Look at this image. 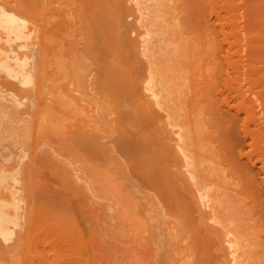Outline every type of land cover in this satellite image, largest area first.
<instances>
[{"label": "bare ground", "instance_id": "1", "mask_svg": "<svg viewBox=\"0 0 264 264\" xmlns=\"http://www.w3.org/2000/svg\"><path fill=\"white\" fill-rule=\"evenodd\" d=\"M127 1L0 0V164L21 159L0 165V264H30L42 228L76 245L57 264H264V178L218 88L235 71L225 90L264 172V0L221 1V41L209 0Z\"/></svg>", "mask_w": 264, "mask_h": 264}, {"label": "rangeland", "instance_id": "2", "mask_svg": "<svg viewBox=\"0 0 264 264\" xmlns=\"http://www.w3.org/2000/svg\"><path fill=\"white\" fill-rule=\"evenodd\" d=\"M221 1L223 2V0H216V1H214V0H209V2H208V0H207L208 4H209L210 6L205 4L206 6H209V7L206 8L205 5H204V9H205V10L207 9V10L204 12V13H205L204 18H207L209 21H208L207 19H206V20H207L209 23H210V21H211L210 25L213 23V24L211 25L212 27L215 25V26H214L215 28L213 27L214 30H216V28H217V30H216V32H217L216 34H217V35H215V37H217L218 35H219V36H220V35L222 36V34H220V33L218 32V28L220 29V27H221V26H220V24H221L220 22H221V21H224V24H223V22H222V24H223L222 27L224 28V29H223V30H224L223 32H226V33H227V31L230 32V31H229L230 28H228L229 24L226 23V21H227L228 19H227V17H226L225 15H223L224 13H226V9L224 10V3H222ZM127 2H128V4H129V0H128ZM207 2L205 1V3H207ZM213 2H215V3H213ZM216 2H217V3H216ZM131 3H132V1H131ZM212 4H213V5H212ZM218 4H219V5H218ZM222 4H223V8H222ZM220 5H221V6H220ZM210 7H214V9H213V8H212V9L215 10L214 12L218 13V15L215 14V13L213 12L212 9H209ZM219 7H220V8H219ZM217 8H218V9H221V10L219 11ZM206 12H208V13H206ZM209 12H210V13L212 12V13L209 15ZM204 13H203V14H204ZM219 13H221V14H219ZM222 13H223V14H222ZM136 15H137V14H135V13H134V15H132V16L129 15V18L127 17L126 19H127L128 21H130V19H133V16L136 17ZM214 15H215V16L217 15V17L220 16L221 19H222L223 16H225V17H226V20H224L225 18H224L223 20H221V19L215 17ZM240 18H241V17H240ZM135 19H136V18H135ZM133 20H134V19H133ZM133 20H132L131 22H133ZM212 20H213V21H212ZM239 20L241 21L242 18L239 19ZM135 21H137V20H134V22H135ZM214 21H215V22H214ZM217 21H218V22L220 21V22H219L220 24H219ZM208 22H207V23H208ZM135 23H136V22H135ZM137 25H138V24H137ZM216 25H217V27H216ZM226 25H227V26H226ZM219 26H220V27H219ZM225 26H226L227 28H225ZM222 27H221V29H222ZM140 29H141V28H139V31H142V30H143V29H141V30H140ZM225 29H226V30H225ZM227 29H228V30H227ZM220 31H221V30H220ZM131 33H132V32H131ZM221 33H222V32H221ZM132 34H134V31H133ZM132 34H131V36H132ZM214 34H215V33H214ZM227 34H228V33H227ZM224 35H225V34H224ZM228 35H230V34H228ZM133 36H134V35H133ZM219 36H218V37H219ZM221 36H220V37H221ZM230 36H231V35H230ZM230 36H222V37H223V38H225V37L229 38ZM139 37H140V36H139ZM139 37H138V39L141 38V37H140V38H139ZM220 37H219V38H216V39H219V40H220ZM222 37H221V39H222ZM230 38H231V37H230ZM230 38H229V39H230ZM30 40H31V39H30ZM32 41H33V40H31L30 43H28L29 41H27V43L30 44V47H31V48L33 47L32 45H33L34 43L36 44V42H34V43L32 44ZM220 41H221V40H220ZM0 42H2V41H0ZM218 42H219V41H218ZM13 43H15V44H13L12 49H14V48L17 47V49H18V50L16 49V50H17V51H16V54H17V55H19V54H18V51H19V50L21 51V53H23V51L26 50L24 47H23V48L18 47V44H16L17 42H13ZM27 43H26V44H27ZM225 44H226V43H225ZM225 44H224V43L222 44V42H221V45H220V46H221L222 48L219 47V49L222 50L223 47L225 46ZM222 45H223V46H222ZM0 46H2V47H3V46L6 47L7 45H6V46L3 45V42H2V45L0 44ZM27 46L29 47V45H27ZM28 47H26V48H28ZM34 47H35V46H34ZM34 47H33V48H34ZM37 47H38V46H37ZM6 48H7V47H6ZM10 48H11V46H10ZM225 48H226V49H223L222 51H220V52H222L221 55L223 56L224 54H227V53H228L227 55H230L231 53H229V49H227V45H226ZM12 49H11L10 51H13ZM21 49H22V50H21ZM36 49H37V48H36ZM36 49H32V50L30 49V50H29V48H28L27 50L30 51V52L32 53L33 50H34V52H36V51H37ZM35 50H36V51H35ZM224 50H225V51H224ZM226 50H228V52H226ZM10 51H9V53L12 54L13 52H10ZM14 51H15V49H14ZM25 52H26V51H25ZM25 52H24V55H25ZM217 52H218V51H217ZM31 53H30V54H31ZM218 53H219V52H218ZM27 54H29V53H27ZM21 55L23 56V54H21ZM219 55H220V53H219ZM221 55H220V58H221ZM232 55H233V53H232ZM225 56H226V55H225ZM227 57H228V56H227ZM231 57H232V56H231ZM233 57H234V55H233ZM229 58H230V57H229ZM229 58H228V60H227V58H226V60H227L228 62H222V60H223L224 58H221V63L223 64V65H221V67H222V66L227 67V66L225 65V63H228L229 65L231 64V62L229 63ZM238 58L241 59L240 57H238ZM231 59H237L236 54H235V58H231ZM223 61H224V60H223ZM230 61H231V60H230ZM224 67H222V71H224V69H225ZM229 67H230V69H229V68H227V69H228V70H232V69H231V65H230ZM223 68H224V69H223ZM226 72H228V71H226ZM230 72H231V73L228 74V73H225V71H224V72H222V75H223V73H224L225 76H227V74H228V77H230V75L232 74L233 70L230 71ZM234 72H235V71H234ZM234 72H233V74H234ZM0 73H1V72H0ZM233 74H232V75H233ZM0 75L2 76V74H0ZM224 75H223V76H224ZM232 75H231V76H232ZM223 76H222V77H223ZM225 76H224L223 78H224L225 81H226V80H227V77L225 78ZM2 77H3V76H2ZM222 77H220V79H221ZM233 77H234V76H232V78H233ZM230 78H231V77H230ZM228 80H229V78H228ZM219 81H220V80H219ZM225 81L221 79L220 82L222 83V85L219 83V84H218V88L220 87V89H222V91H220V89H219V91L221 92V94H222V93H223V94L226 93V96L222 94V98H223V96H225V99H227V104H226V101H225V100H224V101H225V103H224V101H223L224 98H223L222 100L220 99L219 101H222V102H223L224 104H226V105L230 104V106H227V110H228L229 113L231 112L230 114H233V113H234V115H232V118H233V119H231V121L233 120V123H235V125L238 123V124L236 125V127H237L238 125H239V126L242 125V130H243V127H244L245 125L243 126L242 123L245 122L246 120L244 119V120L242 121V119L244 118L245 115H243V114H244L243 111L241 112V108H239L240 110L238 109V112L235 111V109H234L235 106H234V108H233V104H232V103H234V105H236L237 102L240 101V100H237L236 98H239V99H240V97H237V96H236V93H235V91H234L235 89H232L231 87H229V88L232 89V90H230V93H229V90H228V91L225 90V86H224V85H225ZM13 82H14V81H13ZM223 82H224V83H223ZM230 82H231V81H230ZM230 82H226V83L229 84ZM234 83H235V82L232 80L231 85L233 84V88H235L234 86L237 85V84H234ZM228 86H230V85H228ZM228 86H227V88H228ZM218 88H217V90H218ZM223 88H224V89H223ZM227 88H226V89H227ZM229 88H228V89H229ZM219 91H217V92L215 93V95L218 94V93H220ZM224 91H225V93H224ZM227 93H228V94H227ZM234 93H235V95H234ZM221 94H218V95L221 96ZM235 96H236V97H235ZM218 98H220V97H218ZM234 98H235L237 101H236ZM222 102L219 103V104L224 108L225 105L223 106V103H222ZM228 102H230V103H228ZM235 102H236V104H235ZM221 106H220V107H221ZM237 106H238V105H237ZM228 107H230V108L228 109ZM223 108H221V109H223ZM256 108H257V109H256ZM256 108H255V109H256V110H255L256 113H257V110H259L258 113L261 115L260 112H262V111H261V109L259 108V106H257ZM224 109H225V110H224ZM224 109H223V110L225 111V113H224V111L220 110L221 115L226 114V111H227V110H226V108H224ZM230 110H231V111H230ZM236 110H237V109H236ZM242 110H243V109H242ZM222 112H223V113H222ZM228 112H227V113H228ZM262 113H263V112H262ZM230 114H229V115H230ZM259 114H257L256 116H258ZM225 116H227V115H224V117H225ZM234 116H235V119L237 120V123H236V121H235V119H234ZM237 116H238V118H236ZM227 117H228V116H227ZM230 118H231V116H230ZM239 118H241V119H239ZM238 121H240L241 124H240ZM246 122H248V121H246ZM250 123H251V122H249V125H250ZM245 124H246V123H245ZM251 124H252V123H251ZM239 126L236 128V130H237L238 128H240V130H237L239 135H240V133H241L240 136L237 134L238 142H239V139H240V144H238L239 147L237 146L238 149H235V152L240 151L239 154H242L241 157L244 158V162H245V164H246V162H247V164L250 163V164L248 165L249 168L252 167L251 165L254 164V165H253V168H251V170H252V171L254 170V172H255V173H254V174H255V177H256L257 180L260 182V180H261L260 178H262V177L264 178V176H262V174H264V172H261V170H260V168H259L260 166H258V163L261 164V162H260L259 160L256 161L258 158L255 160V158H256V156H257V154H256L257 152H256V149H255L254 147L252 148L251 145H250V142H249L250 138H248V137H250V136H249L248 134H246V133L242 134L243 132H242V130H241V127H239ZM243 131H244V130H243ZM174 136H176V135L174 134ZM176 137H177V136H176ZM239 137H240V138H239ZM3 142H4V141H3ZM3 142L0 144V150H1V151H3V150L1 149V145H2V148L4 147V146H3ZM6 142H8V141H5V143H6ZM5 143H4V144H5ZM8 144H9V143H8ZM8 144H7L6 146H8ZM9 145H10V144H9ZM11 145H12V144H11ZM11 145H10V146H11ZM6 146H5L4 148H6ZM12 147H13V146H11V150H12ZM16 147H17V146H15V148H16ZM13 148H14V147H13ZM8 149H9V151L11 152L10 147H8ZM16 149H17V148H16ZM17 150H19V147H18ZM236 150H237V151H236ZM253 150H254L256 153H255ZM1 151H0V152H1ZM5 151H8V150L4 149V152H5ZM9 151L7 152V155H8V156H9V154H10ZM257 151H258V150H257ZM4 152H3V153H4ZM14 152H15V151H14ZM241 152H243V153H241ZM249 152H250V153H249ZM252 152H253V154H252ZM8 153H9V154H8ZM16 153H17V151H16ZM244 153H245V155L248 154V155H249V158H247L248 155H246V157H245V156L243 155ZM5 154H6V152H5ZM11 154H13V153H11ZM236 154H238V153H236ZM254 154H255V155H254ZM1 155H3V154H1ZM7 155H6V157H7ZM13 155H15V153H14ZM13 155H12V158H10V159H9V157L7 158V159H9V160H7L6 157L4 156V157H5L4 159H6L7 161H6V160H3V161H5V162H3V161H2V162L5 163L4 166H6V164H7V165L10 164V165H8V166H11V164H14V163H15V164L13 165V168H12V170L14 171V167H15V168H16V167H19V166L16 165V163H17V162L20 163V162H21V159H20L19 154H17V156H19V157H17V156L15 155L16 158H14ZM10 157H11V156H10ZM2 158H3V156H2ZM11 159H12V160H11ZM13 159H15V160H13ZM18 159H20V160H18ZM247 159L249 160V163H248ZM252 159L254 160V162H253ZM10 160H11V162L9 163L8 161H10ZM245 160H246V161H245ZM251 160H252V161H251ZM250 161L253 162V163L251 164ZM255 161H256V162H255ZM0 162H1V159H0ZM7 162H8V163H7ZM3 163L0 164V165H3ZM18 163H17V164H18ZM247 164H246V165H247ZM15 165H16V166H15ZM246 165H245V166H246ZM246 167H247V166H246ZM6 168H7V166H6ZM9 168H11V167H9ZM257 169H258V170H257ZM8 170H9V169H8ZM12 170H11V171H12ZM15 170H16V169H15ZM256 170H257V171H256ZM9 171H10V170H9ZM42 172H43V171H41V173H42ZM256 172H257V173H256ZM46 173H47V172L45 171L44 174H46ZM44 174L42 173V175H44ZM38 175H40V174L38 173ZM38 175L36 174V176H38ZM44 176H45V177H44ZM44 176H43V178L49 177V179H50V176H46V175H44ZM35 178H36V177H35ZM37 178H38L37 181H39V177H37ZM40 178H42V177L40 176ZM43 178H42V179H43ZM53 178H54L53 180H51L52 178H51L50 180H51V181H54V183H50V182L48 183V180H49V179L46 178L45 181H44V180H43V181H44L45 183H46V182H47V183H46V184L43 183V184H45V185H49V184H50V186L53 185V186L51 187V189H53L54 187H55V189L58 188V187H57V186H58L57 184H59V188H61V187H60V183H59V181H57V180L55 179V177H53ZM47 179H48V180H47ZM55 180H56V181H55ZM10 181H11V180H10ZM34 181H35V179H34ZM57 182H58V183H57ZM11 183H12V181H11ZM41 183H42V182H41ZM14 184H15V182H14ZM17 184H18V183H16V185H15V186L17 187V188H16L15 186H13V183H12V186H13L14 189H16V190L18 189V186H19V184H18V186H17ZM55 185H56V186H55ZM43 186H44V185H43ZM50 186H49V187L46 186V187H48V189H49ZM262 187L264 188V182L262 183ZM41 188H42V187H41ZM41 188H39V189H41ZM36 189H37V187H36ZM55 189H53V191H54ZM57 190H59V189H57ZM57 190H56V191H57ZM60 190H61V189H60ZM45 191L47 192V190H45ZM56 191H55V193H56ZM49 192H50V190H48L47 193H49ZM60 192H61V191H60ZM263 192H264V189H263ZM42 193H43V191H42ZM44 193H45V192H44ZM47 193H46V194H47ZM51 193H53V192L51 191ZM49 194H50V193H49ZM49 194H48V195H49ZM263 194H264V193H263ZM44 195H45V194H44ZM4 196H5V195H4ZM45 197L47 198L48 196L45 195ZM72 199H73V200H72ZM72 199H70V202L73 201L74 203H76V206H75V204L72 202V203L74 204L75 208L73 207V204H71V205H72L71 208L76 209V210H74V211H75L74 214L77 213V211H78V210H77V207L79 208L78 213H80V212H81V211H80L81 208H80V205H78L79 202H78L76 199H74V198H72ZM74 200H76L78 203L75 202ZM201 205L204 206V204H201ZM203 206H202V208H203ZM204 208H205V207H204ZM204 208H203V209H204ZM44 211H45V213L48 212V211H46V210H44ZM72 212H73V210H72ZM78 213H77V214H78ZM63 214H64V213H63ZM63 214H62V215H63ZM81 214H82V213H81ZM42 216H43V215H42ZM45 216H47V215H45ZM73 216H74V215H73ZM82 216H84V215L82 214ZM76 218H81V219H82V217H80V214H79L78 217L75 216V219H76ZM83 218H84V217H83ZM41 219H42V217H41ZM43 219H44V218H43ZM45 219H47V222H49L48 224L51 223V225H52V220H51V221H48V220H49V219H48V216H47V218H45ZM81 219L78 220L80 223H81V221H82ZM84 219H85V218H84ZM37 221L40 222V220H37ZM37 221H36V222H37ZM78 221H76V222L79 223ZM84 221H85V220H84ZM86 221H87V219H86ZM41 222H43V221H41ZM41 222H40V223L37 222V224H34V227L37 226V225H39V227L42 228ZM87 222H88V221H87ZM53 224H54V223H53ZM82 224L85 225L86 222H83V221H82V223L79 224V226L81 225V227H82L81 229H82V231H83L84 228L87 227V224H86V226H84V225H82ZM44 225H46V223H45ZM51 225H50V226H51ZM88 225H89V222H88ZM58 226H59V225H58ZM39 227H38V230H40ZM55 227H56V226H55ZM73 227H74V226H73ZM9 228H11V227H9ZM35 228H36V227H35ZM44 229H47V228H44ZM50 229H51V228H50ZM50 229H48V231H49ZM59 229H60V228H59ZM85 229H86V228H85ZM10 230L12 231V234L14 233L13 235L16 234L14 229H10ZM18 230H19V229H18ZM18 230H17V231H18ZM34 230H35V229H34ZM73 230H74V234H75V229H73ZM76 230H77V229H76ZM44 231H45V230H44ZM84 231H85V230H84ZM38 232H39V231H38ZM40 232H41L40 236L42 235V238L44 239V242L42 241V238L39 236V234H38L39 237H38V236H37V237L35 236L36 233H34V231H32V233H34V234H33L34 237L31 236L32 239L29 238V237L27 238V240H29V241H30V240H35V241H36V240H40L39 242H37V243H40L39 245H38V244L35 245L34 242H32V244L34 243L33 245L31 244V245H32V248H33V247L35 248V246H36V248H35V249H37V250H35V252L37 253L36 255H37V256L40 255V256H39V257H36L35 254H32V255L30 256L29 252H26V251H28V248H27V250H26V246L28 247L29 244L25 245V247H24V249H23V251L25 252V257H26V258H29V260H30V258H31V261H32V262L29 261L30 264H40L39 262H41L42 264H57V263H55V262H56V259H55V256H56V255H55V254H57V253H58V254H57L58 257H59L60 255H64V256H62V257H65V258L67 257V256L65 255V253L67 254L68 251H65V247L67 248V245H68V244L65 245L66 243L64 242V243H65V244H64L62 239H61L62 243H60L61 241L59 240V239H60V236L63 235L62 233H60V232L58 233V234H62V235H60V236H58V235H54L53 233L56 232V229H55V231L53 230V232H52V231H49V232H50V233H49V232H46V231H45V233L42 234V232H43V228H42V230H41ZM40 232H39V233H40ZM51 232H52V234H51ZM57 232H58V231H57ZM32 233H31V234H32ZM76 233L78 234V232H76ZM56 234H57V233H56ZM77 234H75V235H77ZM50 235L52 236L53 241H54V242L56 241L55 243H52V245L55 244L54 246H52L54 249H53V248L51 247V245H50L51 242H53V241L50 239V237H49ZM55 236H56V237H55ZM57 236H58V237H57ZM64 236H65V234L63 235L62 238H64ZM66 237H67V236H66ZM8 238H10V237H8ZM11 238H12V237H11ZM14 238H15V236H14ZM57 238H58V240H55V239H57ZM64 239H65V238H64ZM226 239H227V238H226ZM1 240H2V239H1ZM1 240H0V242H1V243H0V245H1L0 247L3 248V245H2V244H3V242H2L3 240H2V241H1ZM6 240H8V239H6ZM6 240H5V241H6ZM48 240H50V241H48ZM68 240H69V237L67 238V243H69V245H68L69 247H68L67 249H70V245L73 243V241H72V242H69ZM8 241H11V240L9 239ZM8 241H7V244H6L5 246L9 245V244H8ZM13 241H14V239L12 238V241H11V242H13ZM70 241H71V240H70ZM79 241H80V240H79ZM225 241H226V240H225ZM225 241H224L223 243H226V242H227V241H226V242H225ZM27 242H28V241H27ZM42 242H43V243H42ZM49 242H50V244H49ZM5 243H6V242H4V244H5ZM9 243H10V242H9ZM29 243H31V242H29ZM59 243H60V244H59ZM10 244H11V243H10ZM41 244H42L43 246H42ZM61 244H63V246H62L63 248L60 247V249H58V250L61 251L62 254H60V252H57V250H56V252H54L55 249H57L56 247L59 248L58 245H61ZM91 244H92V243L89 242V246H88L89 248L92 246ZM227 244H228V242H227L225 245H227ZM31 245L29 246L30 248H31ZM34 245H35V246H34ZM40 245L42 246V249H40V248H41ZM72 245H73V244H72ZM72 245H71V246H72ZM74 245H75V244H74ZM74 245H73V247L76 246V245H75V246H74ZM5 246H4V247H5ZM55 246H56V247H55ZM227 246H229V245H227ZM97 247H98V246H95V245H94V249L98 250L99 247H98V248H97ZM38 248H39V250H38ZM61 248H62V250L64 249L63 252H62ZM76 248H77V247H76ZM78 248H79V246H78ZM80 249H81V248H80ZM80 249H79V250H80ZM94 249H93V250H94ZM227 249H230V248L227 247ZM29 250L31 251V249H29ZM51 250H52V251H51ZM70 250H72V247H71ZM70 250H69V252H70ZM74 250H75V248H74ZM77 250H78V249H76V251H77ZM79 250H78V251H79ZM81 250H82V249H81ZM90 250H92V249H90ZM96 250H94V253L96 252V253H97V256H93L94 253H92L91 251L88 252V254H89V253H92V257L89 256V257L91 258L92 261H93V259H94V261H97V260H95V259H97V258L99 259V258H100V257H98V254H99L100 252H102V251H101L100 249H99V251H96ZM33 251H34V249L32 250V252H33ZM37 251H38V252H37ZM32 252H31V253H32ZM40 252H41V253H40ZM53 252H54V253H53ZM71 252H72V251H71ZM73 252H74V251H73ZM79 252H80V251H79ZM98 252H99V253H98ZM229 252L231 253V249L229 250ZM39 253H40V254H39ZM43 253H44L45 256L43 255ZM52 253H53L54 255H52ZM77 253H78V252H77ZM96 253H95V254H96ZM50 254H51L52 256H51ZM59 254H60V255H59ZM69 254H70V253H69ZM75 254H76V252H75ZM26 255H27V256H26ZM67 255H68V254H67ZM89 255H90V254H89ZM228 255H229V254H228ZM230 255H231V254H230ZM42 256H44V257H42ZM53 256H54V258H52ZM70 256H71V255H70ZM73 256H74V255H73ZM99 256H100V255H99ZM40 257H41V258H40ZM56 257H57V256H56ZM74 257H76V256H74ZM94 257H95V258H94ZM96 257H97V258H96ZM229 257H230V256H229ZM54 259H55V262H53ZM62 259H63V258H62ZM62 259L60 258V261H61ZM66 259H68V258H66ZM66 259H65V261H66V262H69V261H67ZM69 259H70V258H69ZM71 259H72V258H71ZM74 259L76 260V258H73V259L71 260V262H72ZM42 260H43V261H42ZM25 261H28V260H25ZM58 261H59V260H58ZM58 261H57V262H58ZM63 261H64V260H63ZM63 261L59 262L58 264H62ZM92 261H91V262H92ZM102 261H103V260H102ZM75 262H76V261H75ZM75 262L73 261L74 264H75ZM99 262H101V261H99ZM69 263H70V262H69ZM77 263H78V262H77ZM77 263H76V264H77ZM93 263H95V262H92V264H93ZM22 264H23V263H22ZM26 264H28V263H26ZM63 264H64V263H63ZM67 264H68V263H67ZM70 264H72V263H70ZM78 264H79V263H78ZM97 264H99L98 261H97Z\"/></svg>", "mask_w": 264, "mask_h": 264}]
</instances>
